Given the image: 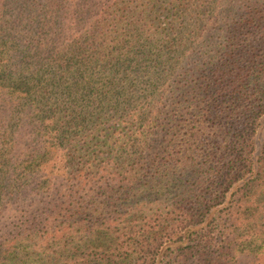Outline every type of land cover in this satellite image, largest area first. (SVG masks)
Here are the masks:
<instances>
[{"label": "trees", "instance_id": "trees-1", "mask_svg": "<svg viewBox=\"0 0 264 264\" xmlns=\"http://www.w3.org/2000/svg\"><path fill=\"white\" fill-rule=\"evenodd\" d=\"M264 0H0V264H264Z\"/></svg>", "mask_w": 264, "mask_h": 264}, {"label": "rangeland", "instance_id": "rangeland-1", "mask_svg": "<svg viewBox=\"0 0 264 264\" xmlns=\"http://www.w3.org/2000/svg\"><path fill=\"white\" fill-rule=\"evenodd\" d=\"M260 125H261L260 131L263 132L264 131V116H263V119L260 122Z\"/></svg>", "mask_w": 264, "mask_h": 264}]
</instances>
